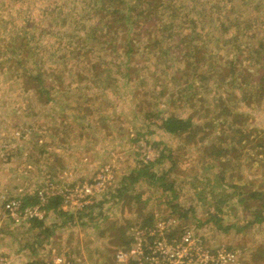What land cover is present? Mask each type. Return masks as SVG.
Wrapping results in <instances>:
<instances>
[{
    "label": "rangeland",
    "instance_id": "rangeland-1",
    "mask_svg": "<svg viewBox=\"0 0 264 264\" xmlns=\"http://www.w3.org/2000/svg\"><path fill=\"white\" fill-rule=\"evenodd\" d=\"M82 5L74 0H0V195L21 197L26 203L48 180L54 185L90 182L104 169L109 172V186L92 198L82 215L67 219L47 211L40 229H30L29 223L14 224L0 202V257L9 264H51L56 258L72 264H112L114 252L127 246L131 228L173 218L177 226L169 237L189 229L209 251L232 252L234 264H264V223L247 227L249 212L235 202L241 192L264 194V105L253 102L247 106L240 91L216 86L211 78L237 56L242 68H250L253 60L241 41L248 40L251 33L250 47L264 44L263 7L257 10L251 5L248 14L242 15L256 22L251 30L242 31L247 39L226 43L233 31L222 37L212 35L217 23L204 27L206 35L199 32L209 42L206 47L215 64L212 71L200 66L188 73L186 82L174 81L179 77L177 65L183 67L170 57L175 53L163 56L165 62L160 60L170 64L162 71L154 61V50L135 41L131 60L137 68L126 82L123 73L116 74V55L126 48V41L119 36L113 40L114 49L109 48V39L99 46L89 41L87 47L94 52L84 56V49L74 57L72 52L80 47L78 38L96 21L84 17V29L75 30L83 18V6L86 16H92L88 12L92 5ZM177 19L184 20L186 15ZM132 31V39L137 40L141 36L138 29ZM188 31L184 26L173 32L190 36ZM23 34L28 42L21 48ZM232 44L241 48L236 50ZM163 45L166 49L175 41ZM179 47L189 44L183 41ZM88 61H96V70H87L91 66ZM18 63L31 68L34 75L36 63L43 71L52 72L49 78L42 76L53 87L43 96L53 102L42 103L33 90H25ZM203 72L206 81L199 79ZM219 101L230 113L228 118L220 107L215 109ZM147 110L152 116L146 118ZM190 114L200 130L196 139L202 141L195 139L198 144L183 145L157 127L159 119L168 115L186 118ZM234 129L248 138L239 142ZM210 145L215 148L206 152ZM226 145L231 152L219 157L215 151ZM161 151L170 159L150 171L160 176L169 169L176 195L174 209L166 201L172 192H163L155 181H145L143 176L135 183L122 181ZM123 187L128 189L122 198L117 197V189ZM222 199L227 202L214 215L216 209L210 204ZM48 233L51 235L45 237Z\"/></svg>",
    "mask_w": 264,
    "mask_h": 264
},
{
    "label": "trees",
    "instance_id": "trees-1",
    "mask_svg": "<svg viewBox=\"0 0 264 264\" xmlns=\"http://www.w3.org/2000/svg\"><path fill=\"white\" fill-rule=\"evenodd\" d=\"M74 1L75 3L82 2L83 5H87V3L91 4L94 10L93 11L89 9L88 12L92 16H86V11L84 10V6L82 5L83 7L81 15L83 16V18L79 23V26L74 27L76 31L84 29V17H86V19L88 20H92L93 17L96 18V21L92 26H90V30L86 31L84 37L78 38V43L80 44V47H77L75 51L72 52L74 57L77 58V56L80 54L79 52L84 49V56L87 54V52H90L91 48L89 49V47H87V42L89 41L99 46L100 44L105 43L106 39L112 40V43L108 45L109 48L112 49L115 46L113 40L116 39L117 36H119V38H122L126 41V48L122 47L120 51L121 54L116 55L118 61L116 65V74L121 75L123 73V77L126 78V82H128V80H131L130 78L133 77V74L134 72H136L137 68L136 61L131 60L133 55V44L135 41H137L138 43L144 42L147 47H150L151 51L154 50V61H156L157 67L162 71H166V68H168L170 64L168 63L167 65L166 63H160V60L161 62H165L163 61V56L168 57L170 53H175L170 57H173L172 60L174 58H177L176 61L181 63L183 67L181 69H178L179 65H177L175 74L178 76L179 73V77L177 78V80L174 81L181 82V80H184L186 82L185 79L187 78L188 73L195 72V70L197 68H200V66H205L208 70L211 71L212 68H214L215 64L212 63L210 60L211 51H208V48L206 47V43L208 45L209 42L203 39L202 35L199 33L203 32L204 35H206L204 30L205 26L217 23L215 25L216 30H211L213 32L212 35H217L219 33V36L221 37L224 34H228V30L231 29V31H233V36L231 35L225 40L226 43H234V41L237 42L238 40L247 39V37H244L246 35L242 34V31L251 30V26L255 25L256 23L248 21L245 16L242 17V15L246 14V11L249 10V7L253 5V8H257L258 10L262 6L264 10V0H91L89 2L88 0ZM97 2H99V7L96 6ZM234 8L237 9L238 13L235 12ZM231 14L233 17L231 16ZM181 15H186V19H177V17ZM184 26H186L189 30V34L191 33L190 36H188L187 34L183 36L174 35L173 31H175L176 28L181 29ZM133 28L138 29L139 34L141 35L137 40L132 39L135 31H132V33H130V31ZM21 31L23 32L24 29H21ZM248 36V40L244 42L241 41V46H243V48L245 49H249L250 51V54L248 56L250 59L253 60L252 64L250 65V68H242L240 66V61L237 56L235 57V60L227 63V67L221 68L220 70L218 68V71L213 70L214 72L212 73L211 78H213V80L215 81L216 86L224 85L225 87L228 86L231 89L233 87L234 90L240 91L241 100L247 106L251 105L253 102H256L257 105L261 104L263 106L264 44L260 42L257 44V46L250 47L249 39L253 37V34L250 33ZM26 38L27 35L24 34L23 37H20V40H22V42L20 41L21 48L25 46L24 43L28 42L27 40H25ZM201 40H203L205 43H193L194 41L196 42ZM164 41H175V45H171L170 47L165 49L163 45ZM183 41H185V44H189V47H179L180 43H182ZM232 46L236 50H239V48H241V46L236 47L234 44H232ZM32 47L34 51L36 47L34 45ZM91 51L94 52V50ZM176 51L178 53H176ZM50 57H53V55H51ZM63 57L64 56H61V59ZM12 62L13 61H11V63ZM88 62H90L91 66L87 70H96V61ZM36 64L38 69L37 73L34 75L31 74V68H23V65L21 63H18V66L21 68L19 69V75L25 90H33V93L35 95L41 97L42 103L48 104L52 100L48 98L45 99L43 95H49L53 87L52 83H48L46 78H44L42 75L45 74L46 77L49 78L52 76V72L43 71L39 64ZM10 67L12 68L11 65ZM219 71L222 72L218 73ZM206 76L207 75H205L204 72L200 73L199 79L203 78V81H206ZM196 78L198 79V77ZM193 80L194 79H192L191 81ZM220 102L221 101L215 104V109L221 106ZM220 108V110L224 113L226 117L229 116L230 113L227 112L225 108ZM144 116L147 118L148 116H152V114H150L147 110ZM191 116H193V114L186 116V118L168 115L163 119H159L160 124L157 127L164 133L183 141V145L198 144L196 143L197 141H202L200 139H196L198 136L197 132L200 130L196 124H193ZM238 117L239 116L232 117V119H236ZM232 122L234 123V120H231V126ZM241 124H243V121H241ZM234 130L239 133V142H242L241 140L244 141L248 138V136L242 137L243 131H239L238 129ZM195 139L197 141H195ZM213 148L215 147L213 145H210L209 148L204 150L207 152ZM231 149L232 148H229V145H226V147L217 149L215 153L219 157H221V155H223L224 153L229 154L231 152ZM234 149L235 147H233V150ZM205 151L202 153L204 154ZM211 154L213 155V153H209L208 155ZM165 159H170V155H164L161 151L156 159H153L152 161H144L145 164L142 167L140 166V168L134 169L130 173L129 177L123 178L122 181L123 184H126L128 179H130L128 181L129 183H135L138 182V180L142 178V176L145 178V181L150 180L151 183L155 181L156 185H160L162 187L163 192H172V194L169 198L166 199V201L168 202V205L171 204L169 205V207H171V209H174L175 207H177L174 203L176 195H173L174 183L168 177L170 172L169 169L164 171L160 176H156L154 172L150 171L151 168L156 165H159ZM127 189L128 187H123V189L119 190L117 189V197L122 198L121 194H123ZM196 194L199 197L201 195V193L197 191ZM222 194L224 198H226L227 195H225V193ZM60 201V197H53L48 199L46 202V210H51L58 214L60 217H64L67 219H71L76 215L79 216L83 214L82 211L84 209L79 210L75 213L64 212L61 209H58L60 207ZM37 202L38 200L35 196H33L31 201L29 202L25 203L23 201L24 204H34ZM226 202L227 200L222 199V201H218L213 205L210 204V206H213L216 209L214 215H217L221 212L220 207ZM235 202L238 206H243L244 210L249 212L248 215L251 218V221L247 222V227L252 226L253 224L264 223V194H262L260 191L253 190L238 193L236 194ZM87 209H89V207ZM43 226L44 219H34L29 222L30 229H40ZM138 226H140L141 229L145 228L148 230V228L153 227V224H151L150 222H145L139 224ZM41 233L46 232L41 231ZM49 235H51V233L46 234L45 237ZM34 238L38 243L41 240L40 238H38V235H36Z\"/></svg>",
    "mask_w": 264,
    "mask_h": 264
},
{
    "label": "built area",
    "instance_id": "built-area-1",
    "mask_svg": "<svg viewBox=\"0 0 264 264\" xmlns=\"http://www.w3.org/2000/svg\"><path fill=\"white\" fill-rule=\"evenodd\" d=\"M108 175V169H104L90 182L71 185H54L48 180L45 188L33 193L38 200L34 204H24L21 197L5 198L0 195L2 210L16 225L44 219L47 215L46 202L53 197H60L59 206L62 211L77 212L109 186ZM176 226V220L169 218L153 224L148 230L140 226L131 228L127 246L114 252L112 264H234L232 252L209 251L189 229L183 228L177 237H169ZM0 264L9 262L0 257ZM51 264L72 263L56 258Z\"/></svg>",
    "mask_w": 264,
    "mask_h": 264
},
{
    "label": "clouds",
    "instance_id": "clouds-1",
    "mask_svg": "<svg viewBox=\"0 0 264 264\" xmlns=\"http://www.w3.org/2000/svg\"><path fill=\"white\" fill-rule=\"evenodd\" d=\"M58 209H60V207Z\"/></svg>",
    "mask_w": 264,
    "mask_h": 264
}]
</instances>
